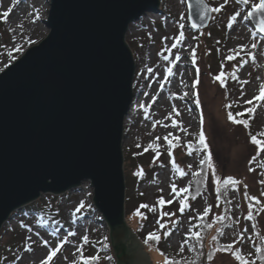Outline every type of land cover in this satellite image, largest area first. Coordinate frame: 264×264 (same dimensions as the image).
<instances>
[{"label":"rangeland","instance_id":"1","mask_svg":"<svg viewBox=\"0 0 264 264\" xmlns=\"http://www.w3.org/2000/svg\"><path fill=\"white\" fill-rule=\"evenodd\" d=\"M204 1L209 8L220 5L223 8L218 13H211V19L203 29L189 27L184 0H160V12L147 13L140 21L132 23L127 33L126 42L136 66V81L135 99L126 116L122 149L126 182L125 214L131 232L140 239L147 253L140 236L147 237L150 232H157L161 236L159 248L166 256L174 259L191 256L189 245H184L183 252L180 251L181 245L188 240L201 217L212 220L214 216L223 214L224 206L219 192L215 190L211 169L200 195L190 194L191 183L205 153L188 145H197L203 128L216 175L221 181L228 176L240 181L228 192L233 219L219 238L220 245L213 242L211 264H239L233 251L239 250L253 260L257 255L258 235L252 221L247 219L250 202L246 193L264 202L261 195L264 184L260 183L264 180V153L257 155V146L250 139V133L264 132V102L256 105L254 101L252 106L245 103L258 95L260 86L264 85V36L254 28L247 15L251 4L259 3V0H249L248 4L238 3L237 0H228L227 4L224 0ZM9 9L7 18L0 17V74L50 33L45 24L49 17V0H19L18 3L17 0H0V13ZM236 12L241 15L232 22L231 16ZM181 32L183 39L176 48H172ZM241 45L245 47L240 55L234 60H227L226 57L235 54ZM193 49L196 50L195 64L192 62ZM248 53H252L255 59ZM177 54L179 60H175ZM241 58L247 61L243 66L240 65ZM234 65L238 79L229 76L225 86H221L215 77L221 71L231 73ZM169 67L173 69L171 75ZM197 78L199 83H194ZM243 81L247 83L242 86ZM196 99H199V105L195 103ZM249 107H255L253 114L245 111ZM230 112L234 116L243 113L247 118L251 115L250 125L246 128L229 120ZM173 119L178 122L175 127ZM166 136L171 144L164 139ZM150 143L153 145L151 148L148 147ZM145 148L148 150L145 151ZM250 168L255 171H249ZM173 184L176 185L175 191ZM183 188H188L189 193H182L180 190ZM160 198L166 201L164 205L158 203ZM181 200L188 205L183 212L180 211ZM153 206L154 210H150ZM51 209L56 211L58 218L50 217L47 210ZM206 209L210 210L206 212ZM165 212L170 215L163 216ZM257 213L256 222L264 238V212L257 208ZM158 220L160 223L167 222L170 235H163L168 229H160ZM70 231L76 235L69 238L49 264L79 261L81 254L77 249L85 235L89 238V243L82 249L85 257L97 255L99 264H118L113 250L104 247L110 230L95 209L94 189L87 181L63 195H46L15 211L0 235V264H41L50 247H56ZM242 232L244 239L239 240ZM229 244L232 251H215ZM148 255L151 264H154L153 260H158L157 255Z\"/></svg>","mask_w":264,"mask_h":264},{"label":"water","instance_id":"2","mask_svg":"<svg viewBox=\"0 0 264 264\" xmlns=\"http://www.w3.org/2000/svg\"><path fill=\"white\" fill-rule=\"evenodd\" d=\"M184 1L189 26L205 28L212 12L202 19L197 0ZM49 3L48 37L0 74V235L15 211L87 181L118 264H151L125 214L122 149L136 81L126 36L161 2ZM249 20L264 36L260 16Z\"/></svg>","mask_w":264,"mask_h":264},{"label":"snow or ice","instance_id":"3","mask_svg":"<svg viewBox=\"0 0 264 264\" xmlns=\"http://www.w3.org/2000/svg\"><path fill=\"white\" fill-rule=\"evenodd\" d=\"M19 2V0H17V3ZM238 3H244V4H248L249 0H237ZM197 3L201 5V17L202 19L204 18V16H206V14L211 11L213 13H218L221 11V9L223 8V5H220L219 7H213V8H209L206 4H203V0H197ZM224 3L227 4L228 0H224ZM11 11V9H9L8 11H5L3 13H0V17L3 18H7L9 15V12ZM259 15L260 16V20H259V31L261 33H264V0H259V3H252L251 4V11L247 13L248 16H253V15ZM241 13L236 12L234 15L231 16V20L232 22L236 21V18L238 16H240ZM36 18H39L38 13L36 14ZM247 18V17H245ZM181 27H183V25H181ZM192 27H198V25L193 24ZM210 35V33H209ZM183 39V33H180L179 38L177 39L176 43L172 44V48H176L177 44L180 43V41ZM243 45L239 46V48L237 50H235V54H230L226 57L227 60H234L236 58V56L240 55V53L244 50ZM253 48L256 47L255 44L252 45ZM195 49H193V55H192V62L195 64L196 62V55H195ZM249 56L252 57V59H255L254 55L252 53H248ZM165 60L168 59L167 56L164 57ZM180 56L179 54H177L175 56V60H179ZM247 61L244 60L243 58H241L240 60V65L243 66L244 63H246ZM149 71H151V69H149ZM168 73L169 75L173 74V69L171 67L168 68ZM197 74H199V68H197ZM231 77V79H238V77L236 76V67L235 65L233 66V71L231 73H225L224 71H221V73L219 75H217L215 77L216 80L220 81L221 86H225L226 84V79L228 77ZM194 83H199V78H197V80ZM247 81H243L242 82V86L243 84H246ZM241 95H243V93H241ZM254 101L256 103V105H259L261 102H264V85L260 86L259 89V93L258 95H255L252 99H249L247 101H245V103L247 105L252 106L254 104ZM195 103L197 105H199L200 101L199 99H196ZM230 107V105L228 106ZM246 112H248L249 114H253L255 112V107H249L245 109ZM178 114V113H177ZM171 115V114H170ZM237 117H241V118H237ZM243 113H236V115L234 116L231 112L228 115V119L232 120L234 123L236 124H242L244 125L246 128L249 126V120L243 119ZM251 118V115L249 117V119ZM177 121L175 119H173L172 121V125L173 127H175L177 125ZM201 125H203V114L201 113ZM184 131H186V129H183ZM169 135H171V133H169ZM159 139V138H157ZM169 144L172 143L171 140L168 139V137L166 136L164 138ZM177 140H179V137L176 138ZM250 139L251 142L257 146V155L264 153V132H258L255 135H252L250 133ZM196 144L199 145V148L201 151H203L205 153L204 159L201 160V164H207L208 169L212 170V175L215 179V190L217 192H220V187L221 184L224 187H228V186H232L235 187L237 186L240 181L232 176H228L226 179H224L223 181H221L220 177L216 175L215 173V168H214V163H213V159H212V154L211 151L209 150V145L207 143V138L205 136V133L203 131V128H201V131L199 133L198 136V140L196 142ZM190 148H195V146L193 144H189L188 145ZM149 148L153 147V145L150 143ZM148 148H145V151H147ZM159 155V153H157V156ZM253 160H255V157H253ZM173 164H175L174 160H173ZM177 171H180L179 168H177ZM249 171H255L254 168H250ZM181 174L183 175V172H181ZM261 184H264V180L260 181ZM245 188H247V185H244ZM173 191L176 190V185L173 184L172 185ZM182 193H189V189L188 188H183L180 190ZM179 195V193L177 194ZM262 196H264V193L261 194ZM246 198L249 200L250 202V207H249V211L247 214V219L249 221H252L255 217H254V213L257 212V208H259L260 212H264V202H262L259 198H257L256 196H248L246 193ZM172 201H167V203H171ZM254 202V203H252ZM158 203L160 205H164L166 203V201L163 198H160L158 200ZM82 207V206H81ZM141 207L144 208H148V205H141ZM188 205L185 203L184 200H181V208L180 211L183 212L185 210V208H187ZM80 209H77V211H79ZM150 210H154V206L152 209ZM210 210V209H206V212ZM206 214V213H205ZM259 214V213H257ZM137 215H140L139 211H137ZM170 215L169 213L165 212L163 213V216H168ZM171 215H175V213H172ZM218 219H220V217H218ZM157 223L160 224V229H168V224L166 223H160V221L158 220ZM172 223H176V221H172ZM253 227H256V225H253ZM246 231V230H245ZM76 233L74 231H70L67 233L66 236L63 237L62 240H60L56 247L51 248L50 247V251L49 254L47 255L46 259H44L41 264H49L50 261L53 260V257L56 256L57 252L61 250V248L63 247L64 244L69 242V238L75 236ZM164 236H168L170 235V229L166 230L163 232ZM191 238L196 239L197 241H199L201 239V235L199 232H192L191 234ZM30 239V237H29ZM161 239L160 234H158L157 232H150L148 234V236L145 239V243H148L149 241H153V242H159ZM244 239V233L242 232L240 234L239 240H243ZM105 240H107V237H105ZM188 240L186 239L183 244L180 247V251L183 252L184 251V245L188 244ZM45 244H48V241H44ZM89 243V238L87 235L82 237V243L81 245L78 247L77 252L80 253V260L73 261V264H96V261L99 260V256L97 255H93V256H89V257H85L82 254V249L83 246L85 244ZM104 247H107V245L105 244ZM29 251H31V247L29 246L28 248ZM256 253H258L259 255L257 256V258L255 260L250 259L249 257L244 256L243 254L240 253L239 250H235L233 251V255L235 257V260L239 262V264H257V261H264V245H260L259 243H257L256 245ZM215 251L217 252H222V251H232V245H226L224 247H220L215 249ZM163 255V253H162ZM213 255L214 253H210L207 255V260L209 262H211L213 260ZM164 264H184V262L182 260H174L171 259L169 257H165V261Z\"/></svg>","mask_w":264,"mask_h":264},{"label":"trees","instance_id":"4","mask_svg":"<svg viewBox=\"0 0 264 264\" xmlns=\"http://www.w3.org/2000/svg\"><path fill=\"white\" fill-rule=\"evenodd\" d=\"M190 87L193 90L194 87L192 85H190ZM238 118H241V117H238ZM242 118L249 120V125H250L251 118L249 119V117L247 118L245 115H243ZM194 146L195 148H191V149H200L198 144ZM208 171L209 169L207 167V164L200 165L199 171L198 173L195 174V177L191 183V187H192V193H190L191 196L195 194L200 195V193L204 190L206 181H207ZM231 188L232 186L224 187L222 184L220 187L219 197L221 199V202L224 205L223 214L220 216L219 215L214 216L212 220H208L207 217H201L197 227L194 230H192V232H199L201 235V239L197 241L196 239L191 238L190 234L192 232L189 234L188 245L190 248L191 256L175 258V259L171 258V259L182 260L184 264H211V262L207 260V255L210 253H214V248L212 246L213 242H217L218 245H220L219 238L223 236L225 229L227 228V226L231 223L233 219V212H231L230 210L229 195H228V192ZM47 212L50 215V217L52 216L56 218L59 217L55 210L51 209V210H47ZM218 217H220V219H218ZM254 217L255 218L252 220V223L253 225H256V227H253V229L255 233L258 235L257 243H259L260 245H264V238L261 237L263 235H261L262 233L259 229L258 223L256 222L257 212L254 213ZM140 238H141V241L145 244L147 248L146 250L148 251V253H150L151 256L153 254L158 256V260H153L154 264H164L165 257H168V256L164 254L162 248H159V242L149 241L148 243H145L146 237L141 235ZM105 244L107 245V248L109 250L111 251L113 250V252L115 253L113 249V245H112V240H111V231H109V237H107V240L104 241V245ZM255 249H256V246H255ZM258 255L259 254L257 253L256 258ZM116 259L118 260V258ZM96 264H99V261H96ZM257 264H264V261H257Z\"/></svg>","mask_w":264,"mask_h":264}]
</instances>
